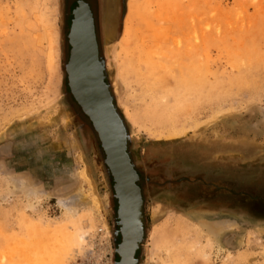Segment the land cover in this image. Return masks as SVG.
Here are the masks:
<instances>
[{
    "label": "rangeland",
    "instance_id": "obj_1",
    "mask_svg": "<svg viewBox=\"0 0 264 264\" xmlns=\"http://www.w3.org/2000/svg\"><path fill=\"white\" fill-rule=\"evenodd\" d=\"M92 1L97 28L82 1L76 21L140 174L137 264H264V0ZM77 4L0 0V264L121 259L114 179L69 86ZM79 194L83 210L59 202Z\"/></svg>",
    "mask_w": 264,
    "mask_h": 264
},
{
    "label": "bare ground",
    "instance_id": "obj_2",
    "mask_svg": "<svg viewBox=\"0 0 264 264\" xmlns=\"http://www.w3.org/2000/svg\"><path fill=\"white\" fill-rule=\"evenodd\" d=\"M135 4H136L135 0H131L130 11H132V14H134L136 11ZM106 32L108 33V36H111L112 29L108 28ZM132 32H134V30L132 31V26L130 24H127L124 29L123 38L121 40L120 52H122L125 49L126 45L131 40L130 37ZM74 35H76V40L78 46L80 47V51H77L78 54L76 56L78 61L76 60L74 66L72 67L73 68L72 72L74 75V79H73L74 87L77 90V92H79L81 99L84 100V102L87 105L92 106L93 109L98 111V113L105 118L104 120L105 123H108V125L110 126L109 129L110 139L114 141V143L117 145V148H119L120 135H119L118 125L117 123L114 122L115 120L114 118L113 121L111 120L112 116H110L111 114L109 109L107 110V108L104 107L105 102L106 100L108 101V99L106 97L105 89L101 85L100 67L98 65L97 58L94 55L95 53L94 45L92 39L88 34L87 29L82 24L80 19L76 21V28ZM132 35H134V33ZM120 131H122V127L120 128ZM110 134H113V136H111ZM121 169L123 170L122 171L123 173H126L125 169L123 168ZM127 176H128L127 174L126 175L124 174V178H125L124 181L126 182L124 189L127 191L126 192L127 194H125L126 196L123 198L124 209H122V211L120 212L121 216L119 218L120 219L119 223H121V228L124 231V242H122V246H121V253L123 254L122 255L123 260L121 264H135L134 255H133V262H131V257L136 250V246L139 239L141 238L142 217H141V212L139 214V198L137 194V189L131 184L130 177ZM33 194H35V192ZM69 198L72 199V197ZM75 198L73 202H71L70 199L68 201L67 199L60 198L59 202L68 211H73V213H75L76 208H78L79 210L80 208L82 209L84 207L83 204L84 197L80 195L79 198L78 197ZM206 223H207L206 225L207 233H209L210 236L212 235L213 241L219 246L220 249L223 248L222 244L219 241V238L224 228H221L219 225L209 223L208 221ZM49 226L52 227L51 225ZM84 237L85 235L82 234L81 238Z\"/></svg>",
    "mask_w": 264,
    "mask_h": 264
},
{
    "label": "water",
    "instance_id": "obj_3",
    "mask_svg": "<svg viewBox=\"0 0 264 264\" xmlns=\"http://www.w3.org/2000/svg\"><path fill=\"white\" fill-rule=\"evenodd\" d=\"M76 19H77V14H76V11H74V19H73V23H72L71 31H70V42H71L72 48H71L70 59H69V62L67 64L69 86H70V89H71L74 97L76 98V100L78 101L80 106L82 107L83 111L85 112L86 115L89 116V118L93 124L94 129L98 133L102 147L105 151V154H106L105 161H106V164L108 165V167L110 168V171L112 173V176L114 179L115 196H116L118 203H119V207L117 210L118 223L120 220L119 218L121 216L120 212L122 211V209H124L123 198L126 196L125 194H127L126 193L127 191L124 189V186L126 184V182L124 181L125 180L124 174L125 175L127 174L130 177L131 184L137 189V194H138V198H139V214L141 212L142 217H143L142 224L144 226V197H143L142 188H141L140 184L138 183V181L140 179V174H139L138 170L136 169L135 164H134V162L130 156L129 150H128V142L130 139L128 127L124 121V118H123L121 112L119 111V109L115 103V99H114V96H113L112 91L110 89V85L108 84V82L106 80L105 60L100 58L97 37H96V42H97L96 44L97 45H95V48H94L95 49L94 55L96 56L97 60L99 61L100 73H101L100 74L101 85L105 89L106 97L108 99V101L106 100L104 107L107 108V110L109 109L110 114H111L110 116H112L111 120L113 121V118H114L115 119L114 122L117 123V125H118L119 135H120L119 148H117V145L114 143V141H112L110 139V136H109L110 126L108 125V123H105V121H104L105 118L101 114H99L98 111L93 109L92 106L87 105L84 102V100H82L80 98V96L78 95V92L76 91L74 84H73L74 75L72 72V69H73L72 67L74 66V63L77 60V57H76L78 54L77 51H80V47L78 46V43L76 40V35L73 34ZM111 126H112V124H111ZM121 127H122V131H120ZM110 135L113 136V134H110ZM121 168L125 169L126 173H123L122 172L123 170ZM119 228H120L119 230L122 234V242H124V231L120 227V225H119ZM144 234H145V232H144ZM143 237H144V235H143ZM143 237L139 239L137 246H136V250L134 252L135 264H137V262H138L136 252L141 246V241L143 240ZM122 242H121V244H119V247L117 249V252L121 257L120 261L117 262V264H121L122 260H123V256H122L123 254L121 253Z\"/></svg>",
    "mask_w": 264,
    "mask_h": 264
},
{
    "label": "flooded vegetation",
    "instance_id": "obj_4",
    "mask_svg": "<svg viewBox=\"0 0 264 264\" xmlns=\"http://www.w3.org/2000/svg\"><path fill=\"white\" fill-rule=\"evenodd\" d=\"M80 1L84 3V6L82 7L84 14H88V11H91L94 15V21H95V28H97V13H96V7L92 0H78V4L74 5L72 7V11L74 12L80 5ZM90 13V12H89Z\"/></svg>",
    "mask_w": 264,
    "mask_h": 264
}]
</instances>
